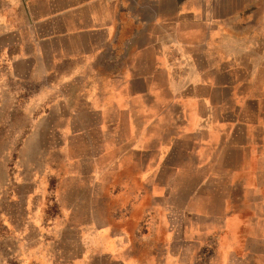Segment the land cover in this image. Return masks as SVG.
I'll return each instance as SVG.
<instances>
[{
	"label": "crops",
	"instance_id": "crops-1",
	"mask_svg": "<svg viewBox=\"0 0 264 264\" xmlns=\"http://www.w3.org/2000/svg\"><path fill=\"white\" fill-rule=\"evenodd\" d=\"M61 59L85 80L97 62L102 83L84 94L108 98L85 127L120 141L86 174L126 211L92 225L98 251L123 264H264V86L239 82L264 80L243 66L264 65V0H0L6 78L41 81Z\"/></svg>",
	"mask_w": 264,
	"mask_h": 264
},
{
	"label": "rangeland",
	"instance_id": "rangeland-1",
	"mask_svg": "<svg viewBox=\"0 0 264 264\" xmlns=\"http://www.w3.org/2000/svg\"><path fill=\"white\" fill-rule=\"evenodd\" d=\"M73 66L58 60L51 74L37 81L6 78L0 64V89L5 91L0 94V264H123L98 251L96 234L88 233L98 218L113 223L126 211L115 208L114 191L98 200L97 186L86 177L103 143L113 147L119 138L115 141L113 130L106 129L102 141L91 125L99 116L87 107L108 98L103 90L96 96L84 94L86 87L97 89L102 83L96 78L97 62L86 74L88 80L80 72L69 78ZM239 82L264 86L262 79ZM106 118L114 117L106 113ZM85 121L91 126L85 127ZM70 173L80 180L69 183ZM130 242L134 251L153 247L151 242Z\"/></svg>",
	"mask_w": 264,
	"mask_h": 264
}]
</instances>
